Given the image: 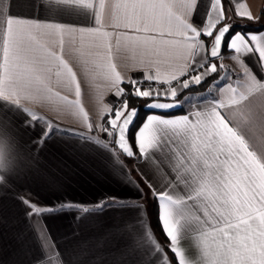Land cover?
Returning a JSON list of instances; mask_svg holds the SVG:
<instances>
[{"label":"snow or ice","instance_id":"6c2138e0","mask_svg":"<svg viewBox=\"0 0 264 264\" xmlns=\"http://www.w3.org/2000/svg\"><path fill=\"white\" fill-rule=\"evenodd\" d=\"M14 7L15 0H0V189L30 174L37 162L34 151L56 133L76 142L93 140L94 125L82 107L87 133L61 129L25 107L27 101L54 99L79 105L78 99L70 101L51 86L54 78L81 96L66 51L77 53L86 69L94 65L111 82L116 97L145 98L152 101L144 105L150 110L178 107V95L218 72L217 63L210 61L220 58L222 49L237 54L233 58L241 68L220 90L219 99L186 115L146 113L130 132L138 110L130 109L127 100L110 110L99 131L127 157L148 165L153 175L141 172L137 183L124 174L122 180L131 188L105 194L90 206L60 198L38 206L22 198L29 218L63 214L79 221L104 214L112 229L95 245L64 248L42 228L37 235L40 254L29 264H264V35L233 32L224 22L222 0H29L27 17L13 15ZM106 7L114 27L134 35L101 31ZM243 8L238 4L236 14L254 19ZM77 37L79 48L74 47ZM113 40L117 50L132 53L133 67L144 69L141 78L125 80L117 71ZM89 47L97 51L93 54ZM173 57L185 63L177 68L169 63ZM219 70H225L222 63ZM153 177L162 181V188ZM149 194L167 240L163 246L152 233L142 202ZM188 237L198 249L195 259L182 246Z\"/></svg>","mask_w":264,"mask_h":264},{"label":"crops","instance_id":"0c3cea01","mask_svg":"<svg viewBox=\"0 0 264 264\" xmlns=\"http://www.w3.org/2000/svg\"><path fill=\"white\" fill-rule=\"evenodd\" d=\"M228 2L235 16L240 17L236 14L238 4H244L245 8L240 10L251 12L254 18L251 20L253 25L264 24V15L261 14L264 0H228ZM108 3L109 0H106V4ZM222 6L225 10V20H227L228 7L225 0H222ZM29 12V0H15V7L12 9L13 15L27 17ZM202 12L203 9L201 14ZM188 19L189 22L198 23L196 18L189 17ZM115 23L111 9L106 7L101 31L125 32L128 35H134L122 27L115 28ZM245 33L264 35V28ZM86 43H90V38H86ZM74 47H80L79 37H77ZM87 50L93 54L97 51L94 47H89ZM235 55L237 54L225 50L220 58L210 61V63L218 65V72L213 73V80L202 90H184L176 98L178 107L166 110L153 109L147 114H160L180 109L181 112L169 114L166 117L175 118L200 110L214 98L219 99L220 90L226 89L227 83L234 81L235 74L241 71L238 61L233 58ZM64 58L68 60L73 71L77 74V80L81 86V96L77 98L74 87L58 85L54 78L51 86L53 91L68 97L70 101L78 99L79 105L69 106L64 101L54 99L38 102L27 101L24 102L25 107L43 115L61 129H70L81 133L88 132L83 115V113H87V121L92 123L95 129L91 131L93 140L88 143L76 142L74 138L70 139L64 132L56 133L42 149L38 152L34 151L37 161L34 170L27 176H21L15 183L10 184L9 188L0 189V264H29L34 256L40 254L37 235L42 228L50 232L56 242L64 248L73 247L76 244L95 245L99 239L106 237L112 231L109 217L104 214L85 216L79 221L74 220L71 215L63 214L55 218L40 216L29 218L25 215L26 206L20 202L22 198L30 199L38 206H45L49 202L55 203L57 198L90 206L105 194L111 195L131 188V185L123 182L124 174H129L135 181H137L136 177L141 179L139 175L141 172L145 176L153 175L152 170L143 161L136 158L130 162L127 161L119 150L109 142V137L99 131V125H106L110 110L114 111L123 103L121 97L115 96V88L111 82L105 79L94 65L89 64L86 69L77 53L66 51ZM112 63L116 64L117 71L125 80L141 78L144 71L142 68L133 67V56L127 48L116 49L115 40H113ZM169 63L179 68L185 63V60L182 57H173ZM221 63L225 66V70H219ZM185 78L187 77L181 79ZM151 86L157 87L158 85L152 84ZM195 86L197 85L190 86V88ZM143 87L147 88L149 84L145 83ZM185 98H190V102H185ZM160 102L172 101L161 100ZM81 107L83 113L80 112ZM228 115L231 118V114ZM60 136H64V139H60ZM24 139H28L27 134L24 135ZM96 141L100 143H96ZM104 144L109 145L108 149L103 147ZM131 169L135 171L132 172ZM117 172L120 174L118 175ZM153 182L155 186L163 187L162 181L155 177H153ZM142 202L150 213L152 203L150 194ZM148 218L156 241L162 246L166 245L167 241L163 244L155 233L150 215ZM182 246L189 253L190 259L198 257V249L191 237L182 241ZM169 255L171 254L169 253Z\"/></svg>","mask_w":264,"mask_h":264},{"label":"trees","instance_id":"16d2710c","mask_svg":"<svg viewBox=\"0 0 264 264\" xmlns=\"http://www.w3.org/2000/svg\"><path fill=\"white\" fill-rule=\"evenodd\" d=\"M225 1H226V5L228 7V11H227V20H225L224 22L226 24H230V25L233 26V28H232L233 32L240 31V32L245 33V32H248V31L260 30V29L264 28V24L253 25V22L251 20L235 16L233 14V12L231 11V9H230V5H229L228 0H225ZM261 14L264 15V6H263V8L261 10ZM224 51L225 50L222 49V52H224ZM213 78H214V76H211L210 78L209 77L206 78L200 85H197L195 87L189 88V91L204 89L213 80ZM121 86L124 87L126 92L129 91V88H128L127 85H121ZM121 99H122V101H124V100L128 101V106H129L130 109L131 108H137V110H138L137 118H136L135 124L133 126V129H130V132H131L135 128H137V126L141 123V121L143 120V117L145 116V114L150 112V109H147L146 107H144V105L149 100H147L145 98H136V97H131V96H124V97H121ZM165 112L168 113V114H173V113L181 112V110L177 109V110H174V111L171 110V111H165ZM165 112H162V113H165ZM112 145L115 147V144H112ZM124 158L127 161L130 162V161H132V159L134 157L130 158V157H125L124 156ZM131 171L134 172L135 170L131 169ZM136 178H137V181L139 183L141 179H139L138 177H136ZM150 217H151V222H152V226H153V229H154L155 233L159 236L161 242L163 244H165L167 240L161 234L159 225L157 224V220H156V211H155L152 203H151V208H150Z\"/></svg>","mask_w":264,"mask_h":264},{"label":"water","instance_id":"95a60500","mask_svg":"<svg viewBox=\"0 0 264 264\" xmlns=\"http://www.w3.org/2000/svg\"><path fill=\"white\" fill-rule=\"evenodd\" d=\"M137 109V108H136ZM115 147L118 149V147L115 145ZM119 150V149H118ZM120 151V153L123 155V156H125V157H127L126 156V154H124L121 150H119Z\"/></svg>","mask_w":264,"mask_h":264},{"label":"rangeland","instance_id":"374dc122","mask_svg":"<svg viewBox=\"0 0 264 264\" xmlns=\"http://www.w3.org/2000/svg\"><path fill=\"white\" fill-rule=\"evenodd\" d=\"M213 75H214V74H212L211 76H213ZM211 76H210V77H211ZM210 77H209V78H210ZM207 78H208V77H207ZM121 100H122V99H121Z\"/></svg>","mask_w":264,"mask_h":264}]
</instances>
